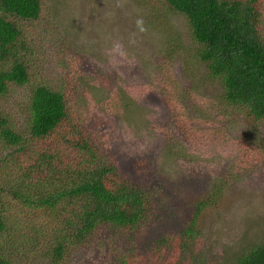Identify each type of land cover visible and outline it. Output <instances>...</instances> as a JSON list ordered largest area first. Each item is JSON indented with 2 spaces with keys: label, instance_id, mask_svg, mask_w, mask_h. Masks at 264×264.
<instances>
[{
  "label": "rangeland",
  "instance_id": "1",
  "mask_svg": "<svg viewBox=\"0 0 264 264\" xmlns=\"http://www.w3.org/2000/svg\"><path fill=\"white\" fill-rule=\"evenodd\" d=\"M187 23L166 0H42L40 19L21 22L31 40L30 87L13 86L0 111L22 128L31 86L48 81L68 91L75 117L149 195L136 229H96L71 264H120L123 254L140 264H230L264 241V124L251 128L244 111L226 105ZM171 50L174 94L195 123L186 132L156 87L157 65ZM192 217L195 253L179 238Z\"/></svg>",
  "mask_w": 264,
  "mask_h": 264
},
{
  "label": "trees",
  "instance_id": "2",
  "mask_svg": "<svg viewBox=\"0 0 264 264\" xmlns=\"http://www.w3.org/2000/svg\"><path fill=\"white\" fill-rule=\"evenodd\" d=\"M166 2L185 16L198 59L220 79L226 105L244 111L251 128L264 124V0ZM41 13L42 0H0V97L13 86L30 87L31 40L21 22L37 21ZM175 55H162L156 87L175 103L170 112L186 132L195 123L174 94ZM26 99L25 127L0 111V264H14L23 254L28 264H71L96 229H136L147 219L149 195L75 117L72 94L41 81ZM198 232L192 217L179 234L184 249L195 253ZM118 260L140 264L126 254ZM230 264H264V241L235 252Z\"/></svg>",
  "mask_w": 264,
  "mask_h": 264
},
{
  "label": "clouds",
  "instance_id": "3",
  "mask_svg": "<svg viewBox=\"0 0 264 264\" xmlns=\"http://www.w3.org/2000/svg\"><path fill=\"white\" fill-rule=\"evenodd\" d=\"M135 23H136L137 29L140 32H145L146 31L143 18H138ZM115 47H116L117 50H120L121 45L117 44ZM120 54L123 55V52H121Z\"/></svg>",
  "mask_w": 264,
  "mask_h": 264
}]
</instances>
